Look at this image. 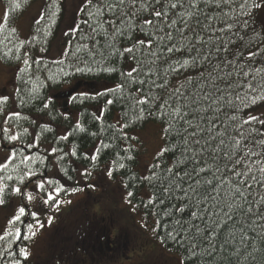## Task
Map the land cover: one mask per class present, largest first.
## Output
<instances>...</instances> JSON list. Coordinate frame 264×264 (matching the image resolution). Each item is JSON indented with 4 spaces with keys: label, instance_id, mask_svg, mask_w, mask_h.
<instances>
[{
    "label": "trees",
    "instance_id": "16d2710c",
    "mask_svg": "<svg viewBox=\"0 0 264 264\" xmlns=\"http://www.w3.org/2000/svg\"><path fill=\"white\" fill-rule=\"evenodd\" d=\"M36 1L0 0V7L4 10L0 18V65L9 68V81L12 82V94L6 101L0 102V142H5L4 147L11 152V155L15 153V158L8 160L6 167L0 168V188H3L0 192V200L3 203L0 204L2 207H7L14 200H18L25 208V214L9 224L10 228L6 232L10 234L5 235V232L4 239L0 240V264H34L28 255L25 258L12 246L17 245L19 251L25 250L27 241L33 236L31 235L33 229L29 230L28 225L39 227L36 220L42 225V217L39 218L38 215L36 219L32 218L30 213L32 205H39L38 209L41 210L47 207L45 215L49 207L63 206L55 205L54 200L44 203L49 192H52L59 201L71 200L79 196L85 198L93 192L96 197L105 200V198H117L110 192L112 187H116V193H120V198L115 201L109 199L110 204H104L97 199L93 203L100 201L99 206L91 204L93 207L91 209L88 208L90 204H85L84 209L91 211L85 212L83 219L86 223L89 221L98 223L100 229L103 226L109 227L113 231L112 241L117 247L121 240L127 241L126 246L121 247L123 251H129L127 257L122 256V253L121 256L117 254L121 248L116 249L114 254L108 255L104 250L103 254L110 264L112 259L117 264H134V261L137 262L142 255L145 259L155 255L159 260L156 264L167 262L176 264L175 259L179 264H264V225L252 226L251 221L254 217H244L237 210L233 221L228 222L227 228L208 239L207 230L198 234L195 227L190 226L204 227L203 221L191 220V211L195 209L186 207L184 212L176 211L177 207L182 206V202L177 199L182 193L176 192L168 197L162 192L163 187L168 186L171 175L165 169L175 166V162L181 157L183 146L176 135V128L180 127L179 125H174L171 134L165 132L170 120L164 113L170 108L161 109L160 104L163 100L153 101L152 97H167L174 86L181 85H184L181 91L191 94L193 98L201 94V90L195 87V84L201 82L199 64L184 69L179 74L166 71L169 64L188 56L187 49H183V56L173 54L168 64L163 62L167 56L153 64L155 57L146 47L141 48L139 45L134 53L121 55L123 49L132 47L137 40L151 38L149 33H153V30L141 31L140 26L143 19H154V17L148 12H142L138 19L130 20V14L135 11L132 6L123 9L128 15H121L120 10L113 14L106 9H101L103 15H99L96 14L97 0H93L91 6L83 2L77 13L74 28L78 26V31L69 30L66 32L68 35L64 34L62 44L66 45V49L63 54L55 60L39 57L41 52L50 49L57 37L65 16V1L44 0L41 16L31 25L30 38L27 40L22 38L17 22ZM149 2L151 3V0ZM242 3H245V0H234V5L231 7L222 5L217 8L215 4L205 6L201 0L198 18L201 25H209L210 29L224 28L226 23L234 25L233 29L226 30V33L209 30L203 35L205 39L209 36H221L224 41L229 39L235 41L238 47L234 48L231 44L229 47L240 54L228 57L235 59L236 64L226 68L225 71H233V80L246 83L251 79V74L245 78L242 75L237 76V72L248 71L250 67L264 66V56H257L251 61L247 59L249 50L264 52V0H247L245 7L241 9ZM224 12H228L229 16H223ZM89 13L93 15L90 16ZM208 16L219 19L209 22ZM180 26L177 24L176 28ZM117 28L121 32H116ZM171 31L175 34L174 42L177 46L185 43L179 32L175 29ZM185 34L190 36L187 31ZM240 37L244 38L243 41ZM151 51L160 55L157 47H153ZM192 55L196 53L193 52ZM133 68L137 71L132 77H128L126 73ZM262 76L264 74L258 75L257 81ZM165 78L169 80L167 89L162 90L154 86L153 81L155 84H161ZM186 78H191L194 83L186 84ZM76 82H81L82 85L67 99V111H65L63 100L55 98L54 94ZM83 83H89L91 86ZM117 85L123 87L117 88ZM203 91L214 93L215 90L205 86ZM235 91L243 95L245 91L250 90L241 86ZM141 97H148L149 102L138 104L137 101ZM109 100L113 103L108 104ZM234 102L240 104L239 101ZM45 103L49 105L47 108L44 107ZM220 103L222 102L212 107H218ZM210 104L211 100L200 102L201 108H208ZM171 106H175V101H172ZM141 109H143L142 118ZM9 113H19V117H9ZM198 115L206 116L203 122L205 127H210L207 123L208 119L216 124L213 135L227 130L223 137L217 136V140L213 142L215 147L219 139H224L227 144L228 136L236 135L232 127L234 122L229 117L236 115L237 120L248 115L264 117V102L249 104L247 108L241 105L239 112L225 105L218 113L210 109L207 113L198 112ZM148 124L157 126L156 133L153 132L154 130L150 131L151 137L156 138L160 131L163 134L162 145L160 143L158 151L153 152L150 149L151 153L142 146H135V143L138 144L141 140L133 135L135 132L143 131ZM247 127L244 126L245 129ZM253 127L259 129L261 125L255 124ZM11 135H17L18 139L9 140L8 137ZM63 136H67V139H61ZM2 147H0V155L4 154ZM163 148H169L170 151L158 156ZM52 149L56 151L52 152ZM73 149L75 155H72ZM152 153L155 156L149 160L143 157L154 155ZM93 155L96 156L95 160L91 158ZM9 156L10 154L8 158ZM25 157L30 159L25 160ZM200 162L201 165L211 169L206 176L202 175V179H211L216 168L223 167L225 163L223 159L213 161L211 154H205ZM0 164H5V161ZM157 164L161 166L155 167ZM191 167L192 165L188 164V168ZM109 170L112 172L111 176L108 174ZM29 172L35 174L28 176ZM100 175L105 180L101 186L98 185ZM216 175L219 176L221 173ZM49 180L51 184L47 183ZM41 181L45 182L43 190L37 188V184ZM17 187L20 188V193L13 191ZM221 187L226 191V185ZM55 188L62 190L56 194L53 191ZM72 189L79 190L73 192ZM28 190L32 193L31 200L26 198ZM129 192L133 193L131 197L128 196ZM245 194L247 200L254 204L264 197V189L256 185L251 191L245 189ZM150 199L152 203H149ZM229 199L225 196L221 201L223 212L228 211L225 201ZM161 200L164 203H161ZM248 206L247 203L243 204L244 208ZM253 211L264 212V207H254ZM176 221H181L182 225L177 224ZM85 222L81 218L76 228L79 229ZM232 228L237 229L234 239L228 235L229 229ZM241 228L248 236L243 242L240 239ZM17 229L20 230L19 238H16ZM25 236L29 238L24 239ZM225 240L228 243H225ZM31 241L35 240L31 239ZM104 241L105 239L102 240ZM103 254L95 257L92 264H100L99 257L101 258ZM36 262L42 264L39 260H35V264ZM44 264H54V262Z\"/></svg>",
    "mask_w": 264,
    "mask_h": 264
},
{
    "label": "snow or ice",
    "instance_id": "6c2138e0",
    "mask_svg": "<svg viewBox=\"0 0 264 264\" xmlns=\"http://www.w3.org/2000/svg\"><path fill=\"white\" fill-rule=\"evenodd\" d=\"M205 6L209 4H215L217 8L223 6L231 7L234 5V0H203ZM93 0H85V4L91 6ZM201 0H97L98 7L96 8V14L103 15L101 9H106L108 12L115 14L117 10H120L121 15H128L123 11L126 6H132L135 11L130 14L129 19H138L142 12H148L154 19H143L140 26V30L152 29L153 33H149L151 38L147 40H137L132 47L125 48L120 53L121 55L125 53H134L136 51L137 45L141 48H147L151 55L155 57L152 61L153 64L157 60L163 59L167 56V59H163V62L168 64L171 61L173 54H179L183 56V49H187L188 56L176 60L169 64V68L166 70L168 73H181L182 70L188 69L190 67L199 64L201 66L200 78L201 82L195 84V87L201 90V94L193 96L191 94H185L181 91V86H174L170 95L155 96L152 97L153 101L163 100L160 104L161 109L166 107L170 110L166 111L164 114L169 117L170 123L165 132L171 134L174 125H179L176 128V135L180 138V143L182 144L181 157L175 162L174 167H168L165 171L169 174V184L163 187L162 192L164 195L171 197L176 192L182 193V195L177 196V199L182 202V206L177 207L176 211L184 212L185 208L195 209L191 211V220H201L204 222V227L199 225H190L195 227L198 234H202L205 230L208 231V239L215 237L218 233L222 232L228 226L229 221H233L234 213L239 211V214L244 217H254L251 221L252 226L259 227L264 225V212L253 211L254 207L262 206L264 207V197L255 201L253 204L247 200L245 194V189L251 191L256 185H259L260 189H264V117L256 115H248L246 118H241L237 120L236 115H232L229 119L234 122L232 127L236 132V135L228 136V143H225L224 139H219L216 146L213 147V142L217 140V136L223 137L226 133L217 132L213 135L216 129V124L212 122L211 119L207 120L210 127H205L203 122L206 119L204 115H198V112L207 113L210 109L214 112H219L221 109L227 105L229 107L235 108L237 112L240 110L242 105L247 108L249 104L255 105L259 102H264V76L257 81L256 77L258 75L264 74V66L261 67H250L248 71L237 72L236 75L247 78L251 74V79L246 83L243 81L237 82L233 80V71H225L226 68H230L236 64L235 59H228L229 56L235 57L239 55V52H234L230 49L231 44L234 48L238 47L235 41H224L221 36H209L207 39L204 38L203 33L211 30L212 32L226 33L231 31L234 27L231 23H226L224 28H209V25H201L198 18V13L201 11L199 4ZM245 3L240 4V8L245 7ZM259 7L260 5H255ZM19 7V5H16ZM177 9H184L183 11L177 12ZM83 10V9H82ZM7 12L5 16L7 17ZM90 16L93 13H89ZM223 16H229L228 12H224ZM213 19H219V17L208 16L207 20L211 22ZM107 23H114V21H107ZM123 23V21H121ZM180 24L179 28L176 25ZM103 26L102 24L100 25ZM131 27H136V25H130ZM246 26V24H245ZM165 29H169L165 31ZM171 29H175L176 32L180 33V37L185 41L184 44L177 46L175 41V34ZM201 29V31H197ZM96 29H93L95 31ZM71 32L78 31L77 28L71 29ZM189 33L190 36L185 33ZM116 32H121L119 28ZM162 33V34H161ZM115 34V33H114ZM122 34V33H121ZM68 35V33H65ZM243 37L240 40L243 41ZM158 42V43H157ZM167 42V43H165ZM160 45H164L160 47ZM153 47L159 48L160 55L156 52H152ZM195 52L196 55H192ZM223 54V55H222ZM257 56H264V52L259 50L247 52V59L254 60ZM134 58V57H133ZM25 60V64H27ZM241 67H243L241 65ZM111 71L112 69H107ZM23 71V70H22ZM77 71H83V69H77ZM137 69L133 68L131 71L126 73L128 77H132L133 73ZM151 71V69H150ZM67 75V73H65ZM143 83V82H142ZM194 82L191 78H186V84H193ZM153 84L158 89H167L169 85V80L165 78L163 83ZM207 86L209 89H214L212 91L204 92L203 88ZM243 87L244 89L250 90L245 91L243 95L240 92L235 91V89ZM123 85H117V88H122ZM114 91V90H109ZM140 91V89H137ZM251 93V94H250ZM103 95V93H101ZM234 97V99H233ZM7 97L0 98V102L6 101ZM211 104L208 108H201V101H209ZM172 101H175V106L172 105ZM234 101H239L240 104L237 105ZM148 97H141L137 103L146 104L148 103ZM218 102H222L218 107L213 108L212 105H217ZM113 101L109 100L108 104H112ZM196 105V107H193ZM48 103L44 104L47 108ZM9 117L15 116L19 117V113H9ZM143 117V109H141V118ZM7 122V120L5 121ZM259 124L261 128L253 127V125ZM247 125V129L244 126ZM79 128V123L77 124ZM82 130V129H81ZM205 133H207V139H205ZM9 140H17V135H11L8 137ZM61 139H67V136L61 137ZM203 141V142H202ZM31 147V145H29ZM175 147V145L173 146ZM56 149H52L55 152ZM99 150H97L98 152ZM169 148H163L157 154L158 156H163L165 153L169 152ZM75 149H73L72 155H75ZM205 154H211L213 161L218 159H223L225 163L223 167H217L215 172L212 173V178H201L202 175L206 176L211 169L207 166L201 165V158ZM15 158V153L9 156V161ZM93 160L96 156L91 157ZM25 160L30 159L25 157ZM188 164L192 167L189 169ZM5 164H0V168L6 167ZM160 164L155 165V167H160ZM123 167V165H121ZM183 169V170H181ZM216 173H221L217 176ZM35 173H27L28 176H32ZM87 174V172H85ZM109 176L112 172L109 170ZM155 176V173L153 174ZM11 179V177H9ZM23 182V177L20 178ZM151 179V178H148ZM47 183L51 184L49 180ZM186 185V186H185ZM222 185H226V191L222 189ZM45 182L41 181L37 184V188L43 190ZM61 188H55L53 191L56 194L61 192ZM79 189H72L71 191H78ZM3 188H0V192ZM14 192L20 193V188H14ZM133 193L129 192L128 196L131 197ZM228 196L230 199L225 201V206L228 208L227 212H223L221 208L222 199ZM29 200L32 199L31 193L27 194ZM55 201V205H59L61 201L55 199L52 192L48 193L47 199L44 203L49 201ZM187 201V203H183ZM164 203L163 200L160 201ZM0 203H3L0 200ZM152 203V200H149ZM247 203L249 206L244 208L243 204ZM223 214L221 215V213ZM25 214V208L20 207L18 214L9 221L12 224L14 221L19 220L21 216ZM33 217H36V213H32ZM207 217L208 219H205ZM51 218H49L50 222ZM177 224H181V221H176ZM37 225L42 227L43 225ZM31 229L32 225H28ZM237 229H229L228 235L234 239L236 236ZM10 233H5L9 235ZM35 235V232L31 233ZM171 236V233L169 234ZM20 230H16V238H19ZM25 236L24 239H28ZM4 239V236H0V240ZM240 239L245 241L248 239L247 233L240 229ZM225 243H228L225 240ZM21 254L27 258L28 253L21 249Z\"/></svg>",
    "mask_w": 264,
    "mask_h": 264
},
{
    "label": "rangeland",
    "instance_id": "374dc122",
    "mask_svg": "<svg viewBox=\"0 0 264 264\" xmlns=\"http://www.w3.org/2000/svg\"><path fill=\"white\" fill-rule=\"evenodd\" d=\"M64 1H65V16L60 25L57 37L52 42L50 49L48 51L41 52L39 54V57L55 60L58 59L66 49V45L62 44L64 34L67 31L74 29L76 25L77 13L81 8L83 2H85V0H64ZM43 4H44V0H37L24 14V16L17 22V28L22 38L27 40L30 38V27L33 24V22H35L41 16ZM3 13L4 10L0 7V18L3 16ZM8 69H9L8 67L0 65V98L8 97L9 95L12 94V88H11L12 82L9 81L10 72ZM156 127L157 126L155 124H148L143 131L135 132L133 135L138 140H141V142L139 141L138 143L139 145L135 143L136 144L135 146L137 147L142 146L150 153H151L150 149H152L153 152L155 150L158 151L160 147V143L162 145V140H163L162 131H160V134H158V136L156 135V138L151 137L150 134L151 130H154L153 132L156 133ZM159 135H160V140H159ZM4 146H5V142H0V147H2V152L4 153L0 155V158H2L0 163L3 161L7 162L9 160L7 159L8 154H10L11 156V152L7 150ZM4 151H6L7 153H5ZM153 156H155V154L149 155L148 157L147 156H143V157L149 160L153 158ZM98 180L99 182L98 181L97 182L99 186L105 183V180L102 178L101 175L99 176ZM107 183L109 185V182ZM96 189H98V187H96ZM110 192L114 197L117 196V198H108V199L105 198V200H103L101 198L99 199L98 197H96L95 193L93 192L90 196H86L85 198H83V196H79L72 198L71 200L64 199L62 200L63 202L61 201L60 203L61 205H63L62 207L61 206L58 207L55 206L51 208L49 207L46 216L45 213L42 216L43 210H41L40 208L38 209V207H40L39 205L38 206L32 205V207L30 208L31 214L36 213V215H39L40 218L43 217V220L41 222L42 225H44V228H39L38 233L32 236V238L35 241H32L33 251L30 254L31 261L34 262V264H35V260H39L42 264L46 263L47 261L53 262L56 259V257L59 255L57 253H60L59 258L61 259V261L59 264H89L87 260L84 261L83 263H79V262L74 263L73 259H70L68 263L63 262L64 258L70 256L72 258V252L77 248H79V254L83 255L85 258L87 254H91L93 256L92 257L93 259L95 257H98L100 253L98 249H96L97 244L99 241L104 240V237L101 238L102 229L98 228V223H91V222L86 223L85 220H83L84 213L91 211L90 209L93 208L91 204L95 205L96 207L99 206L100 201H98V203H93L97 199L103 201L104 204H110L109 199L115 201L118 198H120L119 196L120 193L118 194L116 193L117 192L116 187H112ZM28 193H30L29 190L26 194ZM82 201H84V203ZM85 204L86 205L90 204L88 206V208L90 209L88 210L84 209ZM20 207L22 206L20 205L18 200H14L7 207H2L0 204V236H3L4 233L10 228L9 221L12 220L13 217L18 214V210ZM105 208L107 207L105 206ZM46 209L47 207L44 208V210ZM49 218H51L50 222H49ZM81 218L82 221L85 222V224L78 229L76 228V226L80 222ZM64 226L66 227L63 229ZM33 232L35 231L33 230L32 233ZM107 235L108 237H110L112 242L113 231L112 232L110 231V233H108ZM92 245H94L96 248L95 249L91 248ZM61 247L63 248L62 251H60ZM121 247L122 246L120 241V246L117 247V245L114 244V246L111 247V250L107 251L106 255L114 254L115 250ZM68 251H70L69 254H67ZM46 252H48L47 256H45ZM117 254L120 256L122 255L127 257L129 251L127 250L123 251V249L121 248L119 251H117ZM175 260H176L175 263L179 264V261L177 259ZM157 261L159 260L155 257V255H150L146 259L142 255V257L138 258L137 262L134 261V264H156ZM99 262L100 264H110V262H108L105 256L103 258L99 257ZM112 264H117V263H115L112 259Z\"/></svg>",
    "mask_w": 264,
    "mask_h": 264
},
{
    "label": "flooded vegetation",
    "instance_id": "af4514ba",
    "mask_svg": "<svg viewBox=\"0 0 264 264\" xmlns=\"http://www.w3.org/2000/svg\"><path fill=\"white\" fill-rule=\"evenodd\" d=\"M90 222V221H89ZM91 223H93V222H91ZM65 227H63V229H64ZM110 231L112 232V230L109 228V227H105V226H103V228H102V230H101V238L102 237H104V239H105V241L104 242H102V241H99L98 242V244H97V248L94 246V245H92L91 246V248H93V249H98V251H99V253L100 254H103V252H104V250L107 252V251H110L111 250V247H112V244H113V241L111 242V239H110V237H108V233H110ZM90 235H93V234H90ZM89 235V236H90ZM126 240H121V246H123V247H125L126 246ZM120 245H118V247H119ZM14 248H15V246H14ZM63 250V248L61 247V250L60 251H62ZM70 253V251H68L67 252V254H69ZM57 254H59L57 257H56V259L53 261L54 262V264H59L60 263V261H61V259L59 258L60 257V253H57ZM48 255V252H46V255L45 256H47ZM104 256H106V255H102V257L101 258H103ZM93 256L91 255V254H87V256H86V258L83 256V255H80L79 254V248H77V249H75L73 252H72V258H71V256L70 257H67V258H64L63 259V262H67L68 263V261L70 260V259H73L74 260V263H77V262H79V263H83L84 261H88L89 262V264H92L93 262H94V259L92 258ZM47 262H49V261H47ZM36 264H38L37 262H36Z\"/></svg>",
    "mask_w": 264,
    "mask_h": 264
},
{
    "label": "water",
    "instance_id": "95a60500",
    "mask_svg": "<svg viewBox=\"0 0 264 264\" xmlns=\"http://www.w3.org/2000/svg\"><path fill=\"white\" fill-rule=\"evenodd\" d=\"M84 85H88V86H91V84H87V83H84ZM81 86V83L80 82H77L76 84H74L71 88L67 89V90H64V91H60L58 93H56L54 95L55 98H59V99H62L64 100V103H63V106L65 107V111H67V99L71 96V94L73 92H75L79 87Z\"/></svg>",
    "mask_w": 264,
    "mask_h": 264
}]
</instances>
